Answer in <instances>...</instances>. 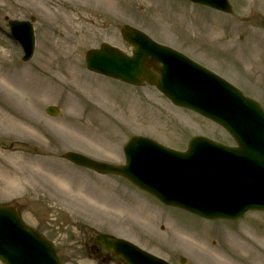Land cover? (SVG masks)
Here are the masks:
<instances>
[{"label": "rangeland", "instance_id": "374dc122", "mask_svg": "<svg viewBox=\"0 0 264 264\" xmlns=\"http://www.w3.org/2000/svg\"><path fill=\"white\" fill-rule=\"evenodd\" d=\"M230 1L232 14L187 0H0V203H16L65 264H123L93 251L94 233L126 238L172 264H264V213L204 219L62 157L78 151L124 164L123 146L133 135L179 150L195 135L234 145L223 128L157 89L89 72L85 61L104 42L131 54L121 35L129 24L264 106V0ZM32 16L36 53L24 62L8 21ZM49 105L60 115L46 114Z\"/></svg>", "mask_w": 264, "mask_h": 264}, {"label": "water", "instance_id": "95a60500", "mask_svg": "<svg viewBox=\"0 0 264 264\" xmlns=\"http://www.w3.org/2000/svg\"><path fill=\"white\" fill-rule=\"evenodd\" d=\"M232 11L228 0H192ZM10 27L25 49L34 54L30 22L11 21ZM123 36L135 46L133 55L103 44L87 53L89 70L140 85L147 80L175 104L188 107L226 127L238 143L228 147L194 137L181 153L144 137H132L125 146L122 167L68 152L64 157L99 173L121 175L167 205L181 207L208 219H237L250 210H264V110L251 99L184 55L156 44L142 32L124 26ZM162 64L157 76L151 66ZM47 113L58 116L50 106ZM106 251L126 264H167L122 239L98 236ZM0 259L5 264H62L54 247L25 226L14 208L0 207Z\"/></svg>", "mask_w": 264, "mask_h": 264}, {"label": "bare ground", "instance_id": "6f19581e", "mask_svg": "<svg viewBox=\"0 0 264 264\" xmlns=\"http://www.w3.org/2000/svg\"><path fill=\"white\" fill-rule=\"evenodd\" d=\"M1 69V68H0ZM16 74V72H14L13 74H12V76L14 75V76H16L15 75ZM10 91V90H9ZM21 94H23V91L22 90H20L19 91ZM33 171H36L35 170V168H33ZM38 172V171H37ZM243 228H247L248 230H251L253 233H255V234H258V232H256V231H254V229L252 228V226H250V225H243L240 229H243Z\"/></svg>", "mask_w": 264, "mask_h": 264}]
</instances>
